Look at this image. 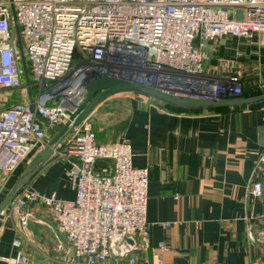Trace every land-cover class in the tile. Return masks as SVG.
<instances>
[{"label":"built area","instance_id":"built-area-1","mask_svg":"<svg viewBox=\"0 0 264 264\" xmlns=\"http://www.w3.org/2000/svg\"><path fill=\"white\" fill-rule=\"evenodd\" d=\"M227 36H257L264 47V0H0V93L30 95V101L0 111V196L34 151L45 147L49 137L39 118L51 128L65 123L83 101L86 84L98 76L193 98L241 97L239 77L204 74L205 57L195 42ZM52 157L69 163L74 199L24 188L2 213L15 233V256H1L0 264H30V208L37 203L56 226L54 255L43 258L50 264H163L168 247H151L146 221L148 170L133 166L127 141L97 144L86 119L56 145ZM259 164L264 171V156ZM262 192L263 184L253 181L250 194Z\"/></svg>","mask_w":264,"mask_h":264},{"label":"crops","instance_id":"crops-1","mask_svg":"<svg viewBox=\"0 0 264 264\" xmlns=\"http://www.w3.org/2000/svg\"><path fill=\"white\" fill-rule=\"evenodd\" d=\"M259 41L257 36L196 39L205 57L204 74L222 80L239 77L242 98L264 94V47ZM120 100L126 106L121 120L106 117ZM16 101H30L29 93L19 91L4 103L9 107ZM161 105L142 95L118 94L101 102L87 118L94 133L100 128L97 144L127 141L133 166L148 170L151 247H168L162 253L163 264H264V239L257 241L264 237V171L259 167L264 156V102L232 107L226 113H178ZM43 126L50 139L55 136L53 128ZM69 170L66 160L52 157L25 188L72 201L75 188ZM255 180L263 184L260 197L250 194ZM7 189L8 184L4 194ZM30 210V264H50L43 259L48 255L45 242L52 241L56 226L42 205ZM14 237L11 222L0 215V257L15 256Z\"/></svg>","mask_w":264,"mask_h":264},{"label":"water","instance_id":"water-1","mask_svg":"<svg viewBox=\"0 0 264 264\" xmlns=\"http://www.w3.org/2000/svg\"><path fill=\"white\" fill-rule=\"evenodd\" d=\"M12 24L16 37V45L20 53L24 82L28 83V72L14 13H12ZM128 93L142 95L158 101L164 106L185 112L211 111L218 108L246 107L264 102V94L250 98L229 97L227 99L211 100L168 93L153 87L142 85L135 81H129L109 75L98 76L86 84L83 101L73 112L67 113L68 120L65 123L52 127L54 131H56L55 136L52 137L46 143L45 147L31 159L16 178L11 188L0 201V215L51 159L56 145L66 135L86 120L101 102L114 95ZM39 120L43 124L48 125L45 120L41 118H39Z\"/></svg>","mask_w":264,"mask_h":264},{"label":"rangeland","instance_id":"rangeland-1","mask_svg":"<svg viewBox=\"0 0 264 264\" xmlns=\"http://www.w3.org/2000/svg\"><path fill=\"white\" fill-rule=\"evenodd\" d=\"M17 92H19L18 90H16V91H13V92H5V93H0V109H6V108H8V104H6V103H4V102H6V100L9 98V97H11V95L12 94H14V93H17ZM121 101V102H120ZM119 101V105H114V107L113 108H115L114 110H112L111 111V113L110 114H108L106 117H109V118H113V119H115L116 121L118 120V121H120L121 120V118H122V116H124L125 115V109H126V106H125V102H123L122 100H120ZM3 104H5V105H3ZM122 109V110H121ZM117 123V122H116ZM97 126V125H96ZM108 128V127H107ZM98 129H100L99 128V126H97L96 127V129H95V134H97V137H98V139L100 140V131H98ZM106 129V128H105ZM50 140V138L48 139V141ZM98 140V142H100ZM47 141V142H48ZM8 184V183H7ZM0 198H1V196H0ZM1 215H3V214H1ZM4 218H5V216H4ZM52 230H54V231H56V229H52ZM53 235V234H52ZM41 237H42V235H41ZM60 239L63 241V242H65V238L62 236V235H60ZM46 241V240H45ZM50 242V241H49ZM46 243V246H45V250L48 252V255H54V253H53V247H54V240L52 239V241L49 243V244H47V241L45 242ZM37 260V259H36Z\"/></svg>","mask_w":264,"mask_h":264},{"label":"trees","instance_id":"trees-1","mask_svg":"<svg viewBox=\"0 0 264 264\" xmlns=\"http://www.w3.org/2000/svg\"><path fill=\"white\" fill-rule=\"evenodd\" d=\"M77 59H78V56L76 55V53H75V55H74V58H73V63H75L76 61H77ZM165 110H167V111H170V112H178V113H180V112H185V111H180V110H177V109H173V108H170V107H167V106H164V105H161ZM211 111H213V112H217V113H226V112H228L229 111V108H218V109H214V110H211ZM191 113H200V111H196V112H191ZM50 138V137H49ZM105 163L104 162H98L97 163V165H99V166H103ZM19 175H15L12 179H10L9 180V182H8V189H7V192H8V190L11 188V186L13 185V183L15 182V180H16V178L18 177ZM6 192V193H7ZM5 193V194H6ZM5 194L4 195H2V197L0 198V201L2 200V198L5 196Z\"/></svg>","mask_w":264,"mask_h":264}]
</instances>
